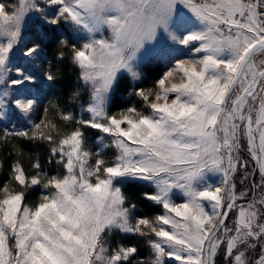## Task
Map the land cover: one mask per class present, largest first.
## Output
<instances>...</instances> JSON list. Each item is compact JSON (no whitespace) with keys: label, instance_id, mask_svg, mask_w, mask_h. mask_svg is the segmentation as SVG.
I'll use <instances>...</instances> for the list:
<instances>
[{"label":"snow or ice","instance_id":"snow-or-ice-1","mask_svg":"<svg viewBox=\"0 0 264 264\" xmlns=\"http://www.w3.org/2000/svg\"><path fill=\"white\" fill-rule=\"evenodd\" d=\"M34 13L53 30L70 27L60 43L89 94L79 118L59 112L71 130L44 109L39 123L0 136L47 144L48 162L62 169L49 175L36 159L26 170L23 147L13 146L17 159L0 185V264H132L138 248L113 243L118 233L149 238L148 258L136 264H264V0L0 2V121L11 122L12 105L29 120L39 107L25 87L35 76L20 69L8 76L10 53ZM168 41L187 58L131 93L141 107L113 111L121 80H141V62L172 55ZM40 51L37 39L21 53L32 59ZM85 129L105 134L95 152ZM242 138L260 179L244 187L245 175L238 189V169L248 167L239 157ZM110 146L116 153L106 158ZM137 183L152 186L142 199L163 213L136 215L124 189ZM36 186L48 191L29 205L26 194Z\"/></svg>","mask_w":264,"mask_h":264},{"label":"trees","instance_id":"trees-1","mask_svg":"<svg viewBox=\"0 0 264 264\" xmlns=\"http://www.w3.org/2000/svg\"><path fill=\"white\" fill-rule=\"evenodd\" d=\"M30 39V44H33L39 39L41 44V50L45 54L44 65L48 68L55 77V81L49 82L46 85L44 94V103L46 109H48L49 119L63 124L59 120L60 111H71L77 118L81 114V108L84 102L88 99L89 89L84 85V82L80 79V69L77 65H74L71 61L70 50L61 45L60 40L65 36L72 35L70 28L67 25H62L53 30V26L46 24H35L30 26L25 32ZM72 41L70 40L69 43ZM77 44H79L76 41ZM64 51V58L61 59L59 53ZM44 67V68H45ZM168 69V63H163L160 60H152L144 64L142 67V78L138 83H134L130 77L121 80L117 88L112 95L113 111L120 109L137 106L141 107L140 98L132 95L133 91L139 88H149L154 85V82L160 75H162ZM79 93V95H75ZM85 118L88 114L85 113ZM74 125L63 124V127L67 130H71ZM85 135L91 136V143L93 140H97L100 132L93 129H85ZM2 136V135H0ZM22 146L24 149L23 156L19 157L26 170L31 171V164L38 159L44 169L49 175L55 174L62 169H58L55 160L49 163L50 153L48 151V145L45 143H32L20 138H10L7 143L2 141L0 143V161L3 163V168L0 170V185H2L8 176L9 166L17 157L14 154H10L13 151V146ZM147 188H151L143 183H137L128 185L124 191L130 201L137 204L136 215L147 216L149 218L164 212V209L158 205L153 204L150 201L142 199L141 193ZM42 193V188L35 187L30 189L26 194V203L34 205L39 202V197ZM127 245H135L138 248L137 256L143 257L145 255L141 248L142 241L136 239L133 236H126L124 239Z\"/></svg>","mask_w":264,"mask_h":264},{"label":"rangeland","instance_id":"rangeland-1","mask_svg":"<svg viewBox=\"0 0 264 264\" xmlns=\"http://www.w3.org/2000/svg\"><path fill=\"white\" fill-rule=\"evenodd\" d=\"M0 2H3L6 5H11V4H15L16 0H0ZM186 14H188L187 10H186ZM38 16H39V14L34 13V14H31L30 18L26 19L25 24H24L22 31H21V43H20V45L17 46L16 49H14V51L12 53H10L9 67L11 68V71L8 73V76H9V78H15L17 76V71H16L17 69H20L21 71H26L27 73L34 75L36 78L35 81L28 83L25 87L30 90V95H28V98H38L39 107L35 113L30 114V120H29V117H26L23 114L19 113V110L15 109V106L12 105L11 106L12 112L10 113V115L12 117L11 122H9V120L7 118L0 121V135H3L5 128H7L8 130H11L13 128H21V127H25V126L30 127L31 122L39 123L40 119H43L44 115H45L44 109H46V107H45L44 103L46 102V100H43V99H44V94H45V90H46V85L49 83V81H47V79H46V75H47V73H49V71H48V68L45 67V65H44L45 64L44 63L45 54L41 50L39 55H38V58L29 59V58L23 56L21 53L22 49H26L27 47L32 46L30 44L31 43L30 39L28 38L27 34L25 33L26 30L30 26H33L35 24H43L38 19ZM77 42L82 43L83 41L77 40ZM168 46L170 48L176 49V51L172 55H165V56L154 55V56L149 57L150 61L161 59L163 61V63H168V68H169L171 66V64L174 63L175 59L187 58V56L189 55V53L187 52V50L185 48H183V46H180V45H168ZM260 59H264V57H261ZM148 62L149 61L141 62L139 65L140 69L142 70L143 65L148 63ZM142 76H141V78H142ZM139 81L140 80L133 81V82L138 83ZM0 87H2V85H0ZM10 91H13V90H10ZM84 114L85 113H83V115ZM80 115L81 114H79V117H80ZM84 117H85V115H84ZM48 118H49V114H48ZM101 135H105V134L100 133L99 137ZM99 137L97 140H93V144H92L91 143V136L90 135L86 136V147L89 151H92V152L97 151V149L99 147ZM110 140H111V138L106 137L104 140V143L110 145ZM1 142H2V140H0V143ZM104 153H105L106 158H111L116 153V149L114 148V146H110V147L104 149ZM239 157L242 161L247 162L248 167H247V169H242V168L238 169V172H237V175L235 178L237 185H238V189L241 186V179L245 175L248 176V180L244 181V183H243L244 187H247L253 179H255L257 182L260 179L259 170L256 166L255 161H253L251 159V157L247 151V142L244 138L241 139V150L239 153ZM218 180H219L218 176H213L210 178V182H218ZM147 186L152 187L150 185H147ZM36 187L42 188L41 195L47 193V191H48V190L44 189L42 186H36ZM33 188H35V187H33ZM39 199H40V197H39ZM173 199L177 203H180L183 200V198L179 195L178 192L173 197ZM229 224H231V221H229ZM126 236H133L136 239H138L139 241L141 240L142 241L141 248H142V250L143 249L146 250V252L144 251L145 255L143 257L137 256L135 259H133L132 264H136V259H147L148 253L150 251L149 246H148V239L149 238L148 237H140V236L134 235V234L118 233L114 236L113 243L119 241L121 243L126 244L124 241ZM218 260H219V257H218Z\"/></svg>","mask_w":264,"mask_h":264},{"label":"crops","instance_id":"crops-1","mask_svg":"<svg viewBox=\"0 0 264 264\" xmlns=\"http://www.w3.org/2000/svg\"><path fill=\"white\" fill-rule=\"evenodd\" d=\"M178 8H179L180 11L186 13V10L183 8L182 5H181V6H178ZM167 43H168V45H174V44L171 43V41H168ZM158 60L162 61L161 59H158ZM147 61H150V59L148 58L147 60H145V61H143V62H147Z\"/></svg>","mask_w":264,"mask_h":264},{"label":"water","instance_id":"water-1","mask_svg":"<svg viewBox=\"0 0 264 264\" xmlns=\"http://www.w3.org/2000/svg\"><path fill=\"white\" fill-rule=\"evenodd\" d=\"M240 150H241V148H240ZM240 150H239V153H240ZM236 178V177H235Z\"/></svg>","mask_w":264,"mask_h":264},{"label":"flooded vegetation","instance_id":"flooded-vegetation-1","mask_svg":"<svg viewBox=\"0 0 264 264\" xmlns=\"http://www.w3.org/2000/svg\"><path fill=\"white\" fill-rule=\"evenodd\" d=\"M244 151V150H243Z\"/></svg>","mask_w":264,"mask_h":264}]
</instances>
